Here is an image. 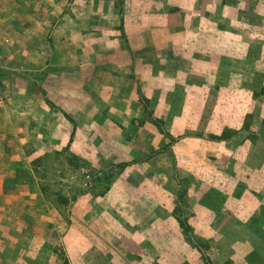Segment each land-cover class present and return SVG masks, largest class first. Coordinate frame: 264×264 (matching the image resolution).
I'll use <instances>...</instances> for the list:
<instances>
[{
  "label": "rangeland",
  "instance_id": "rangeland-1",
  "mask_svg": "<svg viewBox=\"0 0 264 264\" xmlns=\"http://www.w3.org/2000/svg\"><path fill=\"white\" fill-rule=\"evenodd\" d=\"M85 9L78 36L89 18L115 37L121 15L120 44L79 50L77 81L55 85L75 125L6 111L20 78L0 74V264H264V0Z\"/></svg>",
  "mask_w": 264,
  "mask_h": 264
},
{
  "label": "crops",
  "instance_id": "crops-1",
  "mask_svg": "<svg viewBox=\"0 0 264 264\" xmlns=\"http://www.w3.org/2000/svg\"><path fill=\"white\" fill-rule=\"evenodd\" d=\"M89 1L91 0H0V58L5 53V56L14 62L15 60H12V58H18L19 55L17 53L21 52V54L24 53V61H26L21 69L17 66L14 67V63L11 62V64L4 57L0 61V74L2 71H6L4 77L11 79L10 82L12 84H14L15 78H20L17 80L20 83V88L18 87L19 93L13 90L12 92L9 91L10 94L8 96L10 98H6V111L19 112V114H23L24 116L27 112L31 113L30 115L36 114L35 111L38 112L39 109H43L42 111L44 112L51 111L53 114L54 111L62 109L68 115H71L72 104L68 102L71 98L67 101L64 100L66 97H62L61 94L57 93L60 92L58 90L60 88L55 87V85L62 84L63 78L72 75L74 76V80L77 81V71L75 70L77 66L75 65L77 63L75 58L77 52L80 50V54L89 52L93 55L95 49H101V44L103 43L105 44L102 48L103 51L111 50V48H114V51H116L117 46L120 44V39L118 40L117 38V29L121 22V15L111 17L115 21L112 25H108L115 32V35H113L115 37L102 38L101 36L104 35L100 34L99 31L97 32V30L93 29L90 31L91 28L98 27V24L93 25L94 19L91 23L89 18L85 21V25L87 26V22L92 25L88 24L87 31L80 30V36H78L79 23L85 19L84 17L88 13V10H83V8L88 7ZM111 6L110 4L109 7ZM95 18H98V21H100L102 15H96ZM128 19L136 20L135 14L129 15ZM96 37H98L97 40L95 39ZM78 44L81 45L80 49L77 46ZM40 48L47 52V56L43 60L33 61V53H37L41 57ZM117 50L119 49L117 48ZM50 64H52V67H50L51 70L49 71ZM108 64L119 66L112 57L109 58ZM110 66L107 65V68ZM23 68L28 72L27 74L22 73L21 70ZM61 68H65V71L61 72ZM36 69L39 72L44 71L45 73L48 70V76L46 74L43 78L41 75L35 74L33 75L35 77L32 78L31 72L36 73ZM9 71H11V75H9ZM15 94H17L16 97ZM17 97L19 98V102L15 100ZM46 99L55 106L51 107V104H48ZM56 106L59 108L56 109ZM5 112L2 113L0 110V116L3 115L4 117L6 115ZM14 120L18 124L19 121L21 123L25 119L20 117L18 120L16 117ZM2 121L0 120V123ZM15 121L13 122L15 123ZM61 123L64 122L61 121ZM31 124H34V122ZM64 124H67V127H69L68 123ZM3 127L0 126V156L2 157V163H4L3 159L6 158V155H10L7 151L9 136L6 132L7 129H3ZM1 130H4V133ZM23 130L25 133L29 132V124ZM18 142L21 145L20 140ZM12 156L10 155V157ZM43 222L45 221L37 218L33 223ZM0 226L3 227L2 225ZM3 243L6 244L4 240H0V246L4 247Z\"/></svg>",
  "mask_w": 264,
  "mask_h": 264
},
{
  "label": "trees",
  "instance_id": "trees-1",
  "mask_svg": "<svg viewBox=\"0 0 264 264\" xmlns=\"http://www.w3.org/2000/svg\"><path fill=\"white\" fill-rule=\"evenodd\" d=\"M48 102H50L49 100H47ZM51 103V102H50ZM64 116L66 117L67 120H69L73 125H75V120H73V118L68 115L67 113H64Z\"/></svg>",
  "mask_w": 264,
  "mask_h": 264
}]
</instances>
